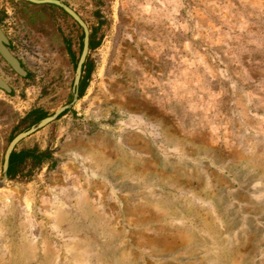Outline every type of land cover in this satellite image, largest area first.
I'll return each instance as SVG.
<instances>
[{
  "label": "rangeland",
  "instance_id": "obj_1",
  "mask_svg": "<svg viewBox=\"0 0 264 264\" xmlns=\"http://www.w3.org/2000/svg\"><path fill=\"white\" fill-rule=\"evenodd\" d=\"M95 48L81 96L15 147L0 264H264V0H62ZM0 177L10 139L71 100L82 29L0 0Z\"/></svg>",
  "mask_w": 264,
  "mask_h": 264
},
{
  "label": "water",
  "instance_id": "obj_2",
  "mask_svg": "<svg viewBox=\"0 0 264 264\" xmlns=\"http://www.w3.org/2000/svg\"><path fill=\"white\" fill-rule=\"evenodd\" d=\"M25 1L34 4H53L61 8L64 12H66L82 29L83 32L82 48L74 70L71 100L68 103L58 107L52 114L44 116L43 118L39 119L36 123L30 125L27 129L18 132L10 139L3 154L0 183H3L8 179L7 169L9 165V157L15 146L25 137L29 136L38 129L44 127L51 121L55 120L61 113L69 109L73 105V103L77 100L78 88H79L80 78L82 75V66L86 60L89 51L90 32L88 26L86 22L83 20V18L71 6H69L62 0H25ZM7 43H8L7 37L5 36V34L3 33L0 27V55L9 64V66L13 71H15L17 74L21 76L26 75L27 73L26 70L21 66L18 58L8 49ZM0 88L5 90L6 92L11 91L10 86L7 84V82H5V80L1 76H0Z\"/></svg>",
  "mask_w": 264,
  "mask_h": 264
},
{
  "label": "trees",
  "instance_id": "obj_3",
  "mask_svg": "<svg viewBox=\"0 0 264 264\" xmlns=\"http://www.w3.org/2000/svg\"><path fill=\"white\" fill-rule=\"evenodd\" d=\"M40 5L43 7H46V8H50V9L51 8L58 9L63 15L70 18L72 20V22L79 27V25L66 12H64L58 6L53 5V4H40ZM79 28L81 29V27H79ZM82 37H83V32L81 31V34L79 36V43H78V45H79L78 53H77V55L73 54V56H72V60H73L74 65H76L77 59H78L79 54L81 52ZM97 44H98V42L95 41L94 34L92 32H90V34H89V49L95 48ZM90 73H91V66H90V63L87 61V57H86V60L82 66V75L80 78V83H79V88H78V97L82 95L83 90L87 84L88 77H89ZM65 112L66 111L61 113L59 116H61ZM28 114L32 116V121H33L32 123L33 124L36 123L39 119L46 116L45 112H42L36 108L31 110ZM50 157H51V154L48 151H46V150L42 151V150L37 149L36 147L28 148V149H20V150H18L15 147L13 149V151L11 152L10 157H9V165H8V169H7L8 179H15V178L22 176V175L24 176L25 175L23 173L24 168L26 167L28 161H32L33 165H39V164H41V162H43L44 160H46Z\"/></svg>",
  "mask_w": 264,
  "mask_h": 264
},
{
  "label": "flooded vegetation",
  "instance_id": "obj_4",
  "mask_svg": "<svg viewBox=\"0 0 264 264\" xmlns=\"http://www.w3.org/2000/svg\"><path fill=\"white\" fill-rule=\"evenodd\" d=\"M2 17H3V13L0 11V27H1V29H2V25H1V21H2ZM8 40V39H7ZM7 47H8V49L10 50V47H11V42L8 40V43H7ZM11 51V50H10ZM19 60V62H20V64H21V66L25 69V67H24V65H23V63L21 62V60L20 59H18ZM26 70V69H25ZM26 75H24L23 77H27L28 75H29V72L26 70Z\"/></svg>",
  "mask_w": 264,
  "mask_h": 264
}]
</instances>
